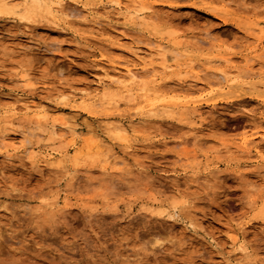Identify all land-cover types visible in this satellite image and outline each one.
Segmentation results:
<instances>
[{"label": "rangeland", "instance_id": "1", "mask_svg": "<svg viewBox=\"0 0 264 264\" xmlns=\"http://www.w3.org/2000/svg\"><path fill=\"white\" fill-rule=\"evenodd\" d=\"M3 1L0 264H264V0Z\"/></svg>", "mask_w": 264, "mask_h": 264}, {"label": "bare ground", "instance_id": "2", "mask_svg": "<svg viewBox=\"0 0 264 264\" xmlns=\"http://www.w3.org/2000/svg\"><path fill=\"white\" fill-rule=\"evenodd\" d=\"M133 2H136V0H134ZM45 3V2H44ZM43 1L42 0H24V3H23V6H22V13H21V17H23V18H31L32 16H35L39 11H41V10H43L44 9V7L42 6L43 4ZM5 4H6V2H4L3 0H0V13H2V12H5V10H9V9H7L6 8V6H5ZM46 5V4H45ZM62 5V4H61ZM60 5V7H59V10L60 11H63L64 10V7H62ZM58 9V8H57ZM125 9V8H124ZM127 9H128V7H127ZM196 9V8H195ZM49 10V9H48ZM126 10V9H125ZM130 11V10H129ZM129 11L127 12V14H130L129 13ZM50 12V11H49ZM48 12V13H49ZM132 12V11H131ZM42 13V12H41ZM135 13V12H134ZM43 14V13H42ZM130 18V17H129ZM128 20V19H127ZM98 21V20H97ZM135 21V20H134ZM96 25L98 24V23H96V22H94ZM131 23H133V22H131ZM101 24V23H100ZM92 25V24H91ZM132 25V24H131ZM130 25V26H131ZM101 27V26H100ZM97 29V28H96ZM102 29V28H101ZM100 30V29H99ZM117 31V30H116ZM118 32H121V31H118ZM120 35V34H119ZM146 46H148L149 48H151L152 49V47L150 46V43H147V45ZM138 49V48H137ZM145 49V48H144ZM161 49H163L162 48V46H160V45H157L153 50L156 52V54H158V55H160V51H161ZM164 50V49H163ZM162 50V51H163ZM131 54H132V56L134 57V58H136V59H138V60H140L141 61V65L140 66H137V65H135V64H133V63H129V62H123L122 64H114V63H112L111 64V66L113 67V69L115 70V71H118L117 70V68L118 69H121V71L123 70V74H124V76L130 81V82H132V81H134L135 79H137L140 75H143V74H148V72H150V70H152V63L150 62V61H148V62H146L144 59H143V57L144 56H141V55H139L137 52H135V51H133V52H131ZM132 57V58H133ZM222 57V56H221ZM220 57V58H221ZM133 58V59H134ZM225 61H228V58L226 57V56H223L222 57ZM135 59V60H136ZM153 61V60H152ZM167 62V61H166ZM160 64V63H159ZM156 65V64H155ZM154 65V66H155ZM247 65V64H246ZM167 67V66H166ZM155 68V67H154ZM168 68V67H167ZM156 69V68H155ZM164 69V68H163ZM247 69H249V70H251V68L250 67H247ZM119 72H120V70H119ZM191 72V71H190ZM194 72V71H193ZM105 73V72H104ZM121 73V72H120ZM151 73V72H150ZM152 73H154V72H152ZM196 73V72H195ZM108 74V73H107ZM111 74H113V73H111ZM116 74V73H115ZM197 74V73H196ZM219 76H220V78H225V71H224V69L223 70H219ZM118 75V74H117ZM248 75V74H247ZM120 77V76H119ZM124 77V78H125ZM109 78H110V81L111 82H116V81H118V78L117 77H115V76H109ZM123 78V77H122ZM125 78V79H126ZM221 80V79H220ZM241 94V93H240ZM234 96V95H233ZM240 95H235V97L237 98V97H239ZM244 96H245V94H244ZM247 96V95H246ZM234 98V97H233ZM232 99V98H231ZM230 99V100H231ZM235 99V98H234ZM234 99H232V100H234ZM23 102V101H22ZM25 102V101H24ZM28 102V101H27ZM29 103V102H28ZM22 104H25V103H22ZM195 104V103H194ZM29 106H31V105H29ZM28 105H24V107H25V110L26 109H31L32 108V106L31 107H29ZM89 106V105H88ZM92 106V105H91ZM44 107V106H43ZM90 107V106H89ZM40 108H42V106L40 107ZM87 108V107H86ZM35 109V108H34ZM33 109V110H34ZM37 109H39V108H37ZM84 109H85V107H84ZM88 109V108H87ZM90 109V108H89ZM32 110V111H33ZM37 117L38 118H42L43 117V115H38L37 114ZM36 122H38V120H36ZM66 130V129H65ZM62 131V130H61ZM64 132V131H63ZM32 135V134H31ZM24 141H26V142H29V139L28 138H25L24 139ZM23 147V146H22ZM25 149V148H24ZM23 150V149H22Z\"/></svg>", "mask_w": 264, "mask_h": 264}]
</instances>
